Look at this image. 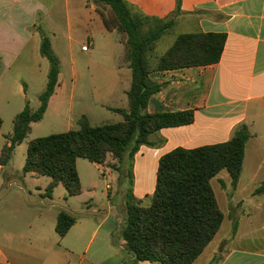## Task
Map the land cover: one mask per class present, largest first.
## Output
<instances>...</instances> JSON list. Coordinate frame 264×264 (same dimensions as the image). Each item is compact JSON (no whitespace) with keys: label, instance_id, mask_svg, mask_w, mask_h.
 Returning <instances> with one entry per match:
<instances>
[{"label":"crops","instance_id":"obj_1","mask_svg":"<svg viewBox=\"0 0 264 264\" xmlns=\"http://www.w3.org/2000/svg\"><path fill=\"white\" fill-rule=\"evenodd\" d=\"M124 1L134 12L146 17L169 19L177 16L174 28L182 26L186 31L183 34L226 35L219 63L153 71L149 75V81L161 89L151 97L145 113L190 110L195 119L191 125L161 129L149 137V145L139 148L131 159L132 195L143 207H148L162 156L177 148L193 150L226 143L238 128L247 125L251 138L245 147L237 185H232L227 171L220 172L211 181L218 186L219 191L214 193L224 220L215 239L195 264H264V191L259 190L264 185V0H181L178 15L175 14L177 0ZM98 5V0H11L0 12V85L5 76L10 75L17 94L26 99L30 92L39 101L45 92L50 66L40 53L42 40L36 26L41 21L61 63L58 85L44 117L52 114L67 122L72 130H77L74 126L82 116L88 118L85 112L76 118L73 115L75 101H82L77 97L82 79L81 52L87 53L92 66L103 73V77L100 75L102 88H98V81L95 87L90 83L92 90L87 112L92 114V118H88L90 124L94 119L96 123L92 126L103 125L101 119L111 115L116 116V123L122 122L123 116L114 110H129L127 93L132 84V72L126 60L127 36L120 41L124 52H120L117 60L107 35L111 31L106 29ZM97 34L101 36L104 52L96 57ZM155 50L151 57L154 67L157 57L167 52L158 55ZM34 58L38 62H34L37 74L24 80L21 74H26L28 67L33 66ZM115 162L109 157L104 165H95L111 167ZM117 208L120 214L114 216L115 225L107 227L96 244L98 234L109 223L111 210L101 220L88 212L74 215L68 210L66 212L76 218V223L64 237L58 236L56 246L41 251V245L35 246L45 241L40 236L30 238L27 250L9 249L0 244V264H135L122 238L127 216L124 198ZM54 229L56 232V226ZM2 236L6 242H11L10 234ZM215 240V247L205 257ZM93 245H96L94 249Z\"/></svg>","mask_w":264,"mask_h":264},{"label":"trees","instance_id":"obj_2","mask_svg":"<svg viewBox=\"0 0 264 264\" xmlns=\"http://www.w3.org/2000/svg\"><path fill=\"white\" fill-rule=\"evenodd\" d=\"M180 3L181 0H177V15ZM98 4L109 8L115 22L111 24L101 13L106 29L127 36L126 60L132 72V84L127 93L129 110H114L123 116V121L116 124L92 126L88 118L82 116L77 130L37 138L28 144L23 172L49 177L47 195L59 185L65 188L68 197L82 193L78 159L97 165H104L109 157L119 162L125 155L132 159L141 146L150 144L152 134L163 128L191 125L195 116L190 110L145 113L149 100L161 89L149 81V75L153 71L217 64L225 47V34H181L154 67L151 57L156 44L174 28L175 20L146 17L130 9L124 0H98ZM38 30L42 40L40 53L50 66L47 87L39 97L41 105L36 112L27 105L15 117L13 133L0 156L2 167L9 164L15 149L31 133V125L43 119L58 85L60 60L49 36L41 26ZM2 125L0 118V135ZM250 138L249 127L242 125L226 143L193 150L177 148L160 158L150 205L143 207L132 192L126 200L122 238L135 264H195L215 239L224 220L211 181L220 172L227 171L232 185H237ZM259 190L264 191V185ZM75 223V217L61 211L56 233L64 237Z\"/></svg>","mask_w":264,"mask_h":264},{"label":"rangeland","instance_id":"obj_3","mask_svg":"<svg viewBox=\"0 0 264 264\" xmlns=\"http://www.w3.org/2000/svg\"><path fill=\"white\" fill-rule=\"evenodd\" d=\"M99 11L109 19L111 24L112 14L109 8L98 5ZM178 19L177 16L171 17L170 20ZM41 21L37 22V32L40 33L38 27L41 26ZM43 28V27H42ZM44 33L50 38V34L43 28ZM186 31L182 26L175 27L167 35H165L156 45V54L162 55L173 43L176 36L185 33ZM112 44L113 52L118 60L120 52H124V45L120 43L126 37L124 33H120L116 30L108 33ZM100 34L95 36V55L96 57L104 52L102 50ZM22 42L23 38L21 37ZM61 45V42H58ZM40 57V56H39ZM161 57V56H160ZM157 57V58H160ZM82 62H79V70L81 81L78 86L77 93L81 97L82 101H75L73 107V115L84 114L88 118H92V114L88 112V96L91 94V86H96L99 82L98 88L104 86L100 83V75L103 77V73H99V69L92 66L89 55L87 53H80ZM80 60V61H81ZM155 60V59H154ZM38 63L34 58L31 61L33 66L28 67L26 74L22 73L21 76L25 80L30 79L32 75H36L34 67ZM116 63V62H115ZM154 61L151 60L153 66ZM116 66L113 69L116 72ZM35 74H34V73ZM14 79L10 75H6L2 84L0 85V118L3 121L1 136H0V156L4 146L8 145V138L12 135L14 130V119L21 113L27 105L33 112H36L40 108V102L32 97V93H28L27 99L22 94H17L14 87ZM21 85V84H19ZM11 90V91H10ZM103 90V89H102ZM100 93V92H99ZM103 94V92H102ZM85 99V100H84ZM112 102V101H111ZM110 102V104H111ZM109 104V103H107ZM22 106V108H21ZM73 116V117H74ZM116 116L104 117L100 122L102 124H116ZM96 121L93 119V123ZM77 125V124H76ZM72 128V127H71ZM68 127L67 122L64 120L55 118L52 114H47L43 120L32 125V131L22 143L17 147L12 160L7 166H0V244L9 249L27 250L30 245V238L43 237L44 242H39L35 246H40V250L48 249L51 245H57L58 235L55 232V226L58 215L61 211H72L74 215H78L81 212H88L92 214L95 219L101 220L106 217L111 210V218L109 223L102 230L95 240V244L98 243V239L102 236L107 227H113L115 225L114 216L120 214L118 211V205L124 200H127L128 195L131 192V158L125 155L123 160L119 162L116 160L115 165L111 167H98L97 165L89 162L86 159L79 160L77 170L81 181L82 193L78 196L68 197L65 188L62 185L56 187L51 195H47V189L51 183V179L46 176H38L36 174L23 172L25 165L28 144L37 138L47 137L53 134L66 133L72 130ZM78 129L79 126H74ZM74 130V129H73ZM212 188L214 192H218V186L215 182H212ZM226 229L224 228V231ZM3 234H10L11 242H6L3 238ZM215 244L208 248V252L205 257L212 251ZM53 246V247H55ZM96 245L92 246V249ZM58 247V246H57ZM57 249V248H56ZM59 249V247H58ZM200 264V262L198 263Z\"/></svg>","mask_w":264,"mask_h":264},{"label":"clouds","instance_id":"obj_4","mask_svg":"<svg viewBox=\"0 0 264 264\" xmlns=\"http://www.w3.org/2000/svg\"><path fill=\"white\" fill-rule=\"evenodd\" d=\"M11 3V0H0V12H3Z\"/></svg>","mask_w":264,"mask_h":264}]
</instances>
